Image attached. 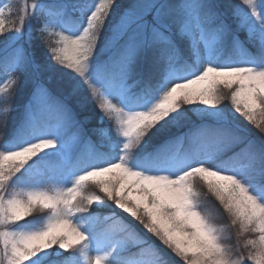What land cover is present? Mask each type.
<instances>
[{"label": "snow or ice", "instance_id": "6c2138e0", "mask_svg": "<svg viewBox=\"0 0 264 264\" xmlns=\"http://www.w3.org/2000/svg\"><path fill=\"white\" fill-rule=\"evenodd\" d=\"M13 8L0 264H264V0Z\"/></svg>", "mask_w": 264, "mask_h": 264}, {"label": "rangeland", "instance_id": "374dc122", "mask_svg": "<svg viewBox=\"0 0 264 264\" xmlns=\"http://www.w3.org/2000/svg\"><path fill=\"white\" fill-rule=\"evenodd\" d=\"M26 2L30 4L32 0H26ZM4 3L14 5L13 12L15 15L9 20V26L11 25L12 19H15L18 23L19 21L18 9L25 3V0H0V5ZM224 91H225V95H230L228 90H224ZM224 103L230 105V100H225ZM2 107L3 105H0V110H2ZM241 120H243V118H241ZM244 123L247 125L248 129L254 136L258 135V130L255 128V126L247 124L246 121H244ZM201 191H202L201 200H202V205L204 209L215 217V223L217 224L218 227L225 229L226 232H231L233 238L230 241V243H234L236 239L235 233L237 229L228 228V225L230 224V220L226 214H221V211H218V208H217L218 202L215 201V198L212 197L211 194H208L206 192V189H201ZM35 215H43V213H37ZM250 238H254V237L250 236ZM240 239L242 241L243 237H240Z\"/></svg>", "mask_w": 264, "mask_h": 264}]
</instances>
